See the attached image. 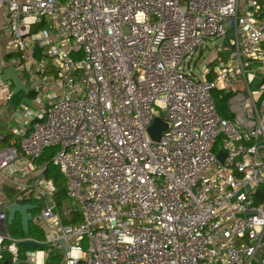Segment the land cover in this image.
I'll return each mask as SVG.
<instances>
[{"label": "built area", "instance_id": "1", "mask_svg": "<svg viewBox=\"0 0 264 264\" xmlns=\"http://www.w3.org/2000/svg\"><path fill=\"white\" fill-rule=\"evenodd\" d=\"M5 21L0 89L13 100V68L40 108L19 112L0 171L54 149L82 222L43 168L14 198L43 203L45 240L26 239L43 250L21 252L0 202V264H264V0H7Z\"/></svg>", "mask_w": 264, "mask_h": 264}, {"label": "crops", "instance_id": "2", "mask_svg": "<svg viewBox=\"0 0 264 264\" xmlns=\"http://www.w3.org/2000/svg\"><path fill=\"white\" fill-rule=\"evenodd\" d=\"M6 4L7 0H0V63L8 61L6 59L8 43V32L5 21ZM9 87L13 92V85L9 84ZM29 95L30 93L27 95L22 92L19 99L8 101L0 89V149L10 145H17L18 138L14 134V130L23 126V124H20L21 118L19 112L21 113L29 108L36 112L40 108V105L34 102V95ZM27 98H31V105L26 103ZM24 122L28 124L27 119H24ZM42 167L39 161H22V163L11 164L4 171H0V202L13 204L17 194V184L35 182L42 173ZM38 215L39 212L35 216Z\"/></svg>", "mask_w": 264, "mask_h": 264}, {"label": "trees", "instance_id": "3", "mask_svg": "<svg viewBox=\"0 0 264 264\" xmlns=\"http://www.w3.org/2000/svg\"><path fill=\"white\" fill-rule=\"evenodd\" d=\"M12 55L7 56L6 59L10 61ZM22 93L14 95L13 100L19 99ZM33 94L30 93L29 96ZM214 97L216 99L218 110L225 114V109L227 107V101L228 96L225 95L222 91L216 90L214 91ZM55 150L54 149H48L46 151V154L44 157L39 159V163L42 164V168H45L44 170V177L48 180H52L54 182V185L56 187V192L54 194V200L58 206V208H62L64 202L66 201V187L64 186V177L60 170L55 166V164L52 161V158L54 156ZM24 203H29L31 205H36L37 208L31 212L32 216L36 215L38 211L40 210V204H38L33 199L27 200ZM40 212V211H39ZM71 222L72 223H79L82 222V217L78 211H73L71 214ZM8 230L10 234L22 242L19 243V247L21 252H26L28 250H36L30 246L25 245L26 239H33L39 242H43L45 240V234L44 232L38 228L34 224L33 221L30 222L29 225V233L26 235L23 231L22 225H21V217L20 215L16 216L15 221L8 226ZM62 259V253L55 251L52 254H50L48 261L46 264H58ZM4 261H7L8 264H12L10 256L6 255Z\"/></svg>", "mask_w": 264, "mask_h": 264}, {"label": "water", "instance_id": "4", "mask_svg": "<svg viewBox=\"0 0 264 264\" xmlns=\"http://www.w3.org/2000/svg\"><path fill=\"white\" fill-rule=\"evenodd\" d=\"M233 35L232 32L229 33L228 37H231ZM38 50V45L35 46L34 54H36ZM1 80L4 83H11L14 87L13 94L17 95L21 92L26 93L27 95L33 91L31 87L26 86L23 83V80L21 77L14 71L13 68L6 69L1 76ZM261 83L260 79H255L252 84V89H256L257 86ZM167 129L166 123L163 121L162 118L157 117L155 118L154 123L149 128V135L153 141H159L163 132ZM219 159L223 160V155H219ZM37 208L36 205L31 204H20V203H13L8 208V225H11L17 215H20L21 217V225L23 228L24 233L27 235L29 233V225L30 222L33 220L31 212ZM58 244L61 245L63 248H66V244L64 241L59 240ZM25 245L30 246L34 249L43 250V246L33 240H27L25 241ZM3 264H8L7 262H4Z\"/></svg>", "mask_w": 264, "mask_h": 264}, {"label": "rangeland", "instance_id": "5", "mask_svg": "<svg viewBox=\"0 0 264 264\" xmlns=\"http://www.w3.org/2000/svg\"><path fill=\"white\" fill-rule=\"evenodd\" d=\"M227 40H222V39H215V40H212V43L210 44V50H215V48L216 47H219V46H225L226 44H227ZM209 54L206 52L205 54H204V56H203V58H200L199 60H197V58H198V55L196 56V59H195V61L197 60V62H195V71H197V73L200 71V69L204 66V65H206V60L209 58ZM26 103L27 104H29V105H31L32 104V100H31V98H27L26 99ZM227 111V107H226V109H225V112ZM66 184H67V182L64 180V186L66 187ZM39 204H40V210L39 211H41V209H42V205H43V203L42 202H39ZM63 210L65 211V210H72V211H76L75 210V208H74V206H73V204L70 202V201H68V200H66L65 202H64V204H63V206H62V208H58V213H60L61 215L63 214ZM38 211V212H39ZM35 223V222H34ZM255 264V263H254Z\"/></svg>", "mask_w": 264, "mask_h": 264}]
</instances>
